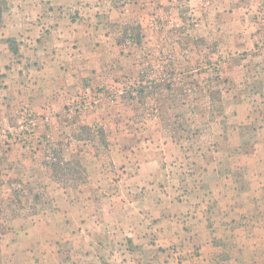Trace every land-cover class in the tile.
Instances as JSON below:
<instances>
[{
	"label": "rangeland",
	"instance_id": "obj_1",
	"mask_svg": "<svg viewBox=\"0 0 264 264\" xmlns=\"http://www.w3.org/2000/svg\"><path fill=\"white\" fill-rule=\"evenodd\" d=\"M0 1V264H112L161 219L127 229L129 204L187 212L196 178L261 176L264 0H47L70 74L41 92L34 42L5 32L31 0Z\"/></svg>",
	"mask_w": 264,
	"mask_h": 264
},
{
	"label": "crops",
	"instance_id": "obj_2",
	"mask_svg": "<svg viewBox=\"0 0 264 264\" xmlns=\"http://www.w3.org/2000/svg\"><path fill=\"white\" fill-rule=\"evenodd\" d=\"M31 3V18L17 9L18 19L10 20L6 24L8 27L5 32L8 33L9 26L15 24L16 27L13 29L17 34L20 33L22 42H34L32 55L38 63V76L41 75L35 89L37 92H41L40 89H47L48 87L45 85L48 84L55 90L56 88L52 85L55 83L57 85L59 77L68 76L70 71H66L67 67H63V64L58 66L59 56L54 54L57 50L56 46L52 44L51 34L41 31L42 26L47 25L49 21L50 5L53 4H49L47 0L43 2L42 0L39 2L31 0ZM28 21H31V24ZM41 24L42 26H40ZM29 29L31 32H28ZM61 59H64L63 55ZM87 73H89L88 75L94 74L93 70H89ZM73 74L77 75V72H73L71 75L73 76ZM259 163L264 167L262 161ZM237 170L240 173V168ZM243 175V177L241 174L235 177L217 173L215 175L217 177H213L211 180L201 177L188 183L189 187H185V190L190 191L193 187L196 189V193H192L190 196L189 203L192 202V197L199 200L194 203L196 207L193 206V208L191 205L187 208V212L183 211L182 205L177 206V209H181L179 213L169 210L172 204L167 201L160 205L155 203L157 208L154 212H144L139 209L137 213L134 212L135 205L129 204L125 210L128 218L126 219V228L135 230L134 227L132 228L133 224H130V216L136 221L142 222L143 215H147L148 218L153 215L156 221L159 220L158 217L161 218L160 221L151 227L148 226V230L142 231H149V235L155 232L158 234L157 237L163 240L154 244L146 241V238L142 241L139 238V233H142L140 228H144L142 225L136 229V236H133L132 233L128 236L136 245L133 246L136 247L134 253L126 252L125 255H115L111 257V263L115 264L117 262L115 260L121 256L126 260L123 262L124 264H264V169L261 176L244 173ZM206 191L209 192L208 197L202 195ZM208 199L210 200L207 201ZM144 204L155 205L147 199ZM208 209L211 214H208L207 218L211 222V228L204 221V217L207 216L205 211ZM66 210L69 214L72 212L69 207ZM103 212L102 216L112 218V223L110 226H106L99 222L101 229L98 230L111 227L106 232L111 233L110 237L114 239V234L119 231L117 225L121 224L114 222L113 218L118 217V214L123 213V210L111 209ZM186 214L190 216L185 218ZM16 218H20V216L17 215ZM189 220L193 221L192 235L185 236L183 226ZM135 225L137 226V223ZM96 246L97 248L104 247L98 243ZM18 262L19 260L16 261V263Z\"/></svg>",
	"mask_w": 264,
	"mask_h": 264
},
{
	"label": "trees",
	"instance_id": "obj_3",
	"mask_svg": "<svg viewBox=\"0 0 264 264\" xmlns=\"http://www.w3.org/2000/svg\"><path fill=\"white\" fill-rule=\"evenodd\" d=\"M4 2H1L0 1V23H1V20H2V13L4 11V9L2 8V5H3Z\"/></svg>",
	"mask_w": 264,
	"mask_h": 264
}]
</instances>
